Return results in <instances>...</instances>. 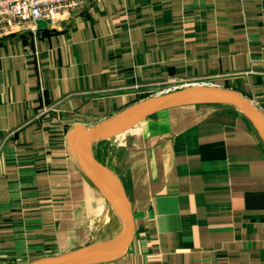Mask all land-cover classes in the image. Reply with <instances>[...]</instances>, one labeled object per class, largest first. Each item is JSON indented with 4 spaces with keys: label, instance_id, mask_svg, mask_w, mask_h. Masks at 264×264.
Masks as SVG:
<instances>
[{
    "label": "crops",
    "instance_id": "0c3cea01",
    "mask_svg": "<svg viewBox=\"0 0 264 264\" xmlns=\"http://www.w3.org/2000/svg\"><path fill=\"white\" fill-rule=\"evenodd\" d=\"M173 79L238 90L264 114V0H88L0 37V264L118 233L71 131ZM111 138L94 153L120 177L135 234L96 264H264V142L242 112L181 105Z\"/></svg>",
    "mask_w": 264,
    "mask_h": 264
},
{
    "label": "water",
    "instance_id": "95a60500",
    "mask_svg": "<svg viewBox=\"0 0 264 264\" xmlns=\"http://www.w3.org/2000/svg\"><path fill=\"white\" fill-rule=\"evenodd\" d=\"M220 103L242 112L264 142V114L240 91L212 85L194 84L145 98L94 126H74L70 144L74 155L90 177L104 190L121 217V228L113 237L26 264H96L124 255L135 234L131 202L117 173L95 156L94 144L111 138L157 113L187 104Z\"/></svg>",
    "mask_w": 264,
    "mask_h": 264
},
{
    "label": "built area",
    "instance_id": "2783aa9c",
    "mask_svg": "<svg viewBox=\"0 0 264 264\" xmlns=\"http://www.w3.org/2000/svg\"><path fill=\"white\" fill-rule=\"evenodd\" d=\"M87 4L88 0H0V37L16 27L36 24L41 20L56 22L64 15L81 11ZM189 85L194 84L176 85L167 91Z\"/></svg>",
    "mask_w": 264,
    "mask_h": 264
},
{
    "label": "rangeland",
    "instance_id": "374dc122",
    "mask_svg": "<svg viewBox=\"0 0 264 264\" xmlns=\"http://www.w3.org/2000/svg\"><path fill=\"white\" fill-rule=\"evenodd\" d=\"M17 28V27H16ZM16 28H14V29H16ZM176 85H181L180 83L178 84V82L177 81H175L174 79L173 80H171L170 82H168V84H166V86L165 87H163V90H165L166 92H168L167 90L169 89V88H174V86H176ZM162 90V89H161ZM110 139H112V138H110ZM95 145H97V144H94V150H95ZM98 145H100V144H98ZM99 147V146H98ZM113 147V146H112Z\"/></svg>",
    "mask_w": 264,
    "mask_h": 264
},
{
    "label": "bare ground",
    "instance_id": "6f19581e",
    "mask_svg": "<svg viewBox=\"0 0 264 264\" xmlns=\"http://www.w3.org/2000/svg\"><path fill=\"white\" fill-rule=\"evenodd\" d=\"M112 220V219H111Z\"/></svg>",
    "mask_w": 264,
    "mask_h": 264
}]
</instances>
